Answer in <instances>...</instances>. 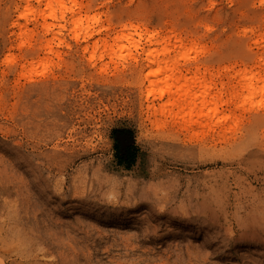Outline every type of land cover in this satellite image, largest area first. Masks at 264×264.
I'll list each match as a JSON object with an SVG mask.
<instances>
[{"label":"rangeland","instance_id":"rangeland-1","mask_svg":"<svg viewBox=\"0 0 264 264\" xmlns=\"http://www.w3.org/2000/svg\"><path fill=\"white\" fill-rule=\"evenodd\" d=\"M62 2L0 0V264H264V0Z\"/></svg>","mask_w":264,"mask_h":264},{"label":"bare ground","instance_id":"bare-ground-1","mask_svg":"<svg viewBox=\"0 0 264 264\" xmlns=\"http://www.w3.org/2000/svg\"><path fill=\"white\" fill-rule=\"evenodd\" d=\"M40 2L41 0H37ZM45 6L52 8L54 5H61L62 0H43ZM152 35L148 41L152 40ZM160 44H165V39L161 38L156 40ZM144 61L147 66L146 77L153 79L150 81L151 93L158 94L159 98L167 95L169 98L164 104L165 106L172 105V107L180 109L182 106L187 107V112L181 116L182 119L188 121V117L194 113H200L203 117L216 116L217 106L216 98L212 97L206 99L207 88H203L199 93L191 92L187 90V87L191 82L184 78L181 82V75L176 72L174 67V61L169 58V49L164 45L159 51H149L145 53ZM196 77L191 78L192 80H199L201 76L195 73ZM237 77H240L242 90H246L247 96L245 97L250 103L253 102L256 96L260 97L258 103L264 100V75L260 73H253L252 71H240L236 73ZM160 78L164 79L163 86L159 87L155 92L156 83ZM169 81H172L169 83ZM258 84H261L258 86ZM156 85V86H155ZM175 89L173 91L172 89ZM172 100V101H170ZM208 108L207 112L202 113L203 108Z\"/></svg>","mask_w":264,"mask_h":264}]
</instances>
